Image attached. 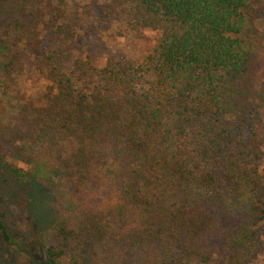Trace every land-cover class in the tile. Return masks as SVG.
I'll use <instances>...</instances> for the list:
<instances>
[{
  "label": "trees",
  "instance_id": "16d2710c",
  "mask_svg": "<svg viewBox=\"0 0 264 264\" xmlns=\"http://www.w3.org/2000/svg\"><path fill=\"white\" fill-rule=\"evenodd\" d=\"M101 11L154 31V44L71 68L58 45L33 63L43 92H16L15 112L0 114L14 185L41 181L65 206L41 233L42 264L252 263L264 255V0H102ZM10 45L1 35L2 78L20 58ZM13 148L27 168L7 161Z\"/></svg>",
  "mask_w": 264,
  "mask_h": 264
},
{
  "label": "rangeland",
  "instance_id": "374dc122",
  "mask_svg": "<svg viewBox=\"0 0 264 264\" xmlns=\"http://www.w3.org/2000/svg\"><path fill=\"white\" fill-rule=\"evenodd\" d=\"M101 2L102 0H8L0 6V34L8 43H15V46L10 45L11 51L20 56L9 74L3 78L0 76V114L4 116V121L16 110V92L33 97L43 92L45 80L34 70L33 63L37 56L43 55L47 50L61 45L70 51L72 58L66 64L71 68L73 60L79 56L100 67L107 49L116 57L124 55L139 59L152 47L157 37L154 31L144 29L140 34L136 31L128 32L123 25L107 21L102 15ZM58 28L65 31L63 36L58 34ZM2 63L0 59V74L4 73ZM7 161L24 169L28 167L24 155L15 148L10 151ZM0 170L3 171L0 176L5 179L0 180V212L6 227L12 229L11 237L14 242L19 241L21 236L18 237L16 233L21 231L19 235L25 237L29 249L43 248L41 245H44L45 240L41 233L65 206L58 202L53 191L41 181L22 180L23 185H14L12 179L15 178L9 177L10 171L2 162ZM260 176L261 196L264 198V167ZM6 187H10L11 198L6 194ZM13 229L18 232H13ZM258 229L264 237L263 221ZM1 238L0 235V264H39L31 258L30 252L23 259L24 263H21V256ZM263 263L264 255L259 253L250 264Z\"/></svg>",
  "mask_w": 264,
  "mask_h": 264
},
{
  "label": "flooded vegetation",
  "instance_id": "af4514ba",
  "mask_svg": "<svg viewBox=\"0 0 264 264\" xmlns=\"http://www.w3.org/2000/svg\"><path fill=\"white\" fill-rule=\"evenodd\" d=\"M1 173H3V171L0 170V175H1ZM0 180L4 181L2 176H0ZM4 189H6V194H8L9 198H11L12 197V196H10L11 192L9 191L10 187H6ZM11 231H12V229H9L8 227H6V224L3 221V215L0 212V235L2 236L1 239H3L4 242L9 243L8 245L11 246V248L17 254H19L21 256V259H22L21 263H24L23 259H25L28 252H30L31 258L34 261H37L39 264H42L44 262L43 249L41 247H38V248L33 247V248L29 249V246H28L29 243L27 242V240L25 239V237L23 235H21V234L19 235V232L21 233V231L18 232L16 229L15 230L13 229V232H18V233H16V235L18 237L19 236H21V237H19V241L14 242L13 237H11ZM16 235H14V236H16ZM24 264H26V263H24Z\"/></svg>",
  "mask_w": 264,
  "mask_h": 264
}]
</instances>
